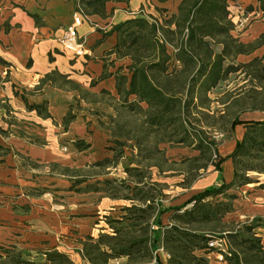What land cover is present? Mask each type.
<instances>
[{"label": "rangeland", "instance_id": "1", "mask_svg": "<svg viewBox=\"0 0 264 264\" xmlns=\"http://www.w3.org/2000/svg\"><path fill=\"white\" fill-rule=\"evenodd\" d=\"M155 10L153 14L152 12L145 13L158 22H163L169 16V13L162 12L165 9ZM229 11L235 23L233 35L238 37L239 41L251 42L264 32V21L258 14V9L248 0H231ZM143 13L140 12V15ZM213 48L215 51L219 50V46H213ZM165 51L172 57L168 62V71L174 68L179 69L175 66L177 64L173 59L175 51L172 45L166 44ZM253 58H256L257 62L247 67L246 70L241 69L229 74L225 80L220 81L206 94H197L191 100L190 97L185 98L182 93L181 96L186 102L182 100L180 105L156 124H150L148 120L146 103H139L142 109L145 108L144 110H131L128 107L130 104H120L110 124L112 137L115 138H110L102 148L95 150L96 153H93L97 158L95 161H92V111L86 109V114H82L86 125L85 132L83 130L76 132L74 141L71 138H65L59 144L65 155L75 149H80L78 145L83 147L79 156L80 160L75 161L74 164L70 161L65 162L64 166H59L57 169L49 166L50 172L63 175L56 177L60 180L58 187L62 188H54L56 185L52 184L49 179L46 184H42L47 186L37 185L29 190L25 189V195L20 200V204L12 205L19 213L25 214L29 212L27 210H30L31 206L38 205V203L54 206V209L58 205L66 209L72 203L75 205L79 203L82 213H92V189L94 188L101 189L99 196L106 194L123 199L126 197L142 199L148 195L147 197L153 198L154 207L157 210L160 204L163 206L179 205L207 185H219L215 177L217 172L214 163L218 161V156L215 154L219 155V146L227 139L234 135L240 136L241 139L245 131L242 124L231 128L232 119L234 117L241 120L264 119V78H260L264 75V68L261 66L264 64V44L249 54L238 55L233 63H245ZM129 63L128 58L118 61L116 65H121L122 69L116 72L130 76L126 68ZM111 64L115 66L114 63L111 62ZM1 71H3L2 67H0V87H4L1 82L8 74H3ZM51 77L52 81L59 85L67 88L72 86L68 80L57 73H51ZM173 88H178L176 83ZM4 105L5 103H0V106ZM67 116L65 119L70 118V112H67ZM111 121L109 120V123ZM89 139L91 144L88 146L86 141ZM199 141L202 146L201 152L196 148ZM27 165L30 166L28 163ZM202 165L205 167H200ZM221 169L224 181L233 180L234 183L222 193L204 199V203L212 206L218 205L220 211L216 210L215 213H209L206 217L204 210L195 211L194 214H197L198 219L186 222L177 217L181 215L182 210L169 211L161 216L163 224L170 221L179 225L184 231L193 233L190 237L194 241V246L182 252L193 264H229L224 259L225 256L230 255L228 254L229 243L233 248L238 247V241L229 233L239 232L248 236L249 232H254L260 237L264 247V189L254 184V182L264 181V173L260 172L264 169V150L251 148L249 153L238 155L235 163L232 160L230 164L222 163ZM93 175H98L100 180L97 182L92 180ZM73 176L76 177L73 178ZM246 176L253 181L251 184H242ZM73 181L80 182L79 188L74 186L76 184ZM39 189H46L45 195L40 196ZM73 192L76 197H72ZM26 195L33 197V200ZM140 203H142L141 200ZM190 207L191 204L185 208ZM223 207L229 210L221 213ZM64 211L65 216L71 215L67 212L69 210ZM84 217L85 214H81L78 219H75V221H80L82 227L86 223ZM48 221L52 222V218L49 217ZM248 227L251 230H248ZM69 229L70 231L64 234L66 236L64 241L81 243L87 236L84 232L78 234L79 231ZM138 232L134 234L137 235ZM14 234L21 235L22 233L20 230H13L10 237ZM207 235L223 237L226 246H224L222 261L215 258L213 249H207L206 240L203 238ZM62 238L60 237V240ZM12 239L7 238L6 240L13 241ZM39 243L40 241L30 244L19 242L11 244L0 240V245L20 252L23 259L32 261L33 264H48L43 253L53 248L50 245H39ZM159 249L162 262L169 264L168 253L162 248ZM157 253L158 251H154L151 257L144 259L132 256L126 260H113L111 264H147Z\"/></svg>", "mask_w": 264, "mask_h": 264}, {"label": "crops", "instance_id": "2", "mask_svg": "<svg viewBox=\"0 0 264 264\" xmlns=\"http://www.w3.org/2000/svg\"><path fill=\"white\" fill-rule=\"evenodd\" d=\"M179 1L106 0L104 15H98L84 14L80 0H0V58L8 63V66L0 65L3 69L1 73L8 74L1 82L4 87H0V103H5L0 106L2 242L30 244L40 241L39 245H50L53 249L66 253L74 264H89L81 253L84 238L81 243L64 241V234L70 231L69 228L79 231L78 234L84 232L94 239L100 233L113 234L106 218H120L124 213L123 207L132 204L143 206L136 197L123 199L106 194L99 196L101 189L94 188L92 213H82L79 203H72L66 209L59 205L54 209V206L38 203L31 206V209L27 210L29 212L21 214L12 204H20L25 189L46 184L49 179L56 185L54 188H62L58 187L60 180L56 178L61 174L50 172L49 166L57 169L64 166L65 162L74 164L80 160L79 156L84 148L75 149L65 155L59 144L65 138L74 141L76 132H85L86 125L82 114H86V109L92 111V161L97 160L93 155L95 150L102 148L110 138H115L112 137L110 124L115 118L117 107L135 100L134 95L125 98L116 89V70L121 66L116 64L121 58H116L115 54L110 52L116 42V34L110 32V29L131 17L143 16L152 20L154 18L145 12L153 14L155 9H165L162 12L170 15L176 11ZM248 1L257 8L256 0ZM140 12L144 13L140 15ZM75 13L82 14V22L77 28L78 40L83 45V54L80 55L63 49L57 41ZM258 14L264 21L260 11ZM111 62L115 64L114 67ZM53 72L64 75L72 85L71 88L52 81ZM35 104H40L39 109L27 106ZM67 112H70V118L64 121ZM45 113L49 117H44ZM109 120L112 121L109 123ZM237 140H240V136L234 135L220 145L219 156L230 154ZM86 143L89 146L90 139ZM230 161L228 158L222 163L230 164ZM227 175L230 179L229 172ZM215 177L218 180V173ZM99 178L98 175L92 176V180L96 182ZM222 179L224 181L223 173ZM219 182L217 184H220ZM262 182L264 181L254 184L258 186ZM73 183L79 188L80 182ZM39 190L40 196L45 195L46 189ZM72 197H76L74 192ZM28 198L33 200L30 195ZM63 209L69 210L67 212L71 217L65 216ZM117 212L119 214H116ZM81 214H85L86 223L83 227L79 220L75 221ZM47 216L52 218V222L48 221ZM150 224L154 229L159 226L151 223V220ZM171 224L170 221L166 224L161 221V228H167ZM13 230H20L22 234L10 237ZM60 237L63 238L60 240ZM7 238L14 240H6ZM159 248L156 252L158 251L157 255L163 261ZM126 258L127 256L112 258L107 264Z\"/></svg>", "mask_w": 264, "mask_h": 264}, {"label": "trees", "instance_id": "3", "mask_svg": "<svg viewBox=\"0 0 264 264\" xmlns=\"http://www.w3.org/2000/svg\"><path fill=\"white\" fill-rule=\"evenodd\" d=\"M105 1L80 0V7L84 14L104 15ZM256 3L264 19V0H256ZM234 28L229 0H180L176 11L163 22L137 16L112 26L110 32H115L117 40L110 52L118 59H130V63L126 65L130 76L127 77L125 73L116 75L115 86L118 93L125 98L129 95L135 96L133 103H128L131 110H144L139 103H146L148 120L150 124H156L180 105L182 100L185 103L186 96L193 100L197 94H206L229 74L241 69L246 70L257 62V59L253 58L245 63H233L238 55L249 54L263 45L264 32L253 41L244 43L233 35ZM166 44L172 45L175 51L173 59L177 64L175 66L179 69L168 71V62L172 57L165 51ZM213 46H219V50L215 51ZM0 65L8 66V63L0 58ZM261 66L264 68V64ZM120 69L122 67H117L118 71ZM260 78H264V75ZM175 83L178 88H173ZM182 93L185 98L181 96ZM27 106L39 109L40 104ZM38 112L41 113L39 110ZM43 116L49 117L47 113ZM238 124H242L245 131L242 138L236 141L233 151L225 157L215 154L218 161L214 163V168L218 173V180L221 181L219 185L207 186L177 206L158 204L160 207L156 211L154 200L147 197L148 195L139 199L143 206L132 204L123 207L124 213L120 218H106L113 234L100 233L96 239L90 235L85 237L82 257L89 264H107L109 259L120 256H139L141 259L151 257L152 252L160 247L168 253L169 264H193L190 259H186V254L182 253L194 246L191 238L193 233L184 231L175 223L162 229L160 216L168 211L182 210L181 215L177 217L186 222L198 219L195 211L204 210L205 217L216 210L220 211L218 205L204 203V199L222 193L234 183L233 180L223 181L221 163L228 158L235 163L238 155L249 153L251 148L264 150V119L241 120L234 117L230 126L234 128ZM78 147L83 148L80 145ZM196 148L201 152V141ZM260 172L264 173V169ZM235 175L237 176L236 170ZM251 182L253 181L246 176L242 184ZM258 186L264 189V182ZM189 203L191 207L184 209ZM228 210L223 207L221 213ZM153 213L151 223L159 225L156 229L151 228L150 224ZM248 230H251L250 227ZM136 231H139L137 235L134 234ZM229 234L238 241V247L234 248L229 243L230 255L224 257L229 264H264V247L260 237L254 232H249L248 236L239 232ZM203 238L207 240V237ZM43 254L48 264H74L66 253L56 249L47 250ZM153 259L155 264H164L156 254ZM0 264L33 263L23 259L20 252L0 245Z\"/></svg>", "mask_w": 264, "mask_h": 264}, {"label": "built area", "instance_id": "4", "mask_svg": "<svg viewBox=\"0 0 264 264\" xmlns=\"http://www.w3.org/2000/svg\"><path fill=\"white\" fill-rule=\"evenodd\" d=\"M82 22V14L75 13L73 15L72 21L68 24L62 33L57 38L58 43L63 47V49L71 51L76 55L83 54V45L82 42L78 40L77 28ZM207 249H213L215 251V258L218 261L223 260V252L225 241L223 237H214L211 235H207L206 240ZM223 245V247H222ZM147 264H155V260L153 259Z\"/></svg>", "mask_w": 264, "mask_h": 264}]
</instances>
